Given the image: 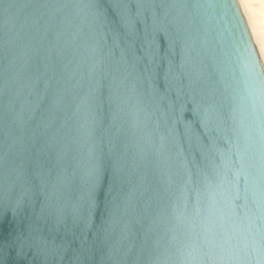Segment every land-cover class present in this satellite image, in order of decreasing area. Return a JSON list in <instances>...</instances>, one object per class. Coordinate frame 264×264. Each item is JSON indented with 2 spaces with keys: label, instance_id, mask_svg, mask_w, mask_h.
I'll use <instances>...</instances> for the list:
<instances>
[{
  "label": "water",
  "instance_id": "1",
  "mask_svg": "<svg viewBox=\"0 0 264 264\" xmlns=\"http://www.w3.org/2000/svg\"><path fill=\"white\" fill-rule=\"evenodd\" d=\"M0 264H264L237 0H0Z\"/></svg>",
  "mask_w": 264,
  "mask_h": 264
},
{
  "label": "bare ground",
  "instance_id": "2",
  "mask_svg": "<svg viewBox=\"0 0 264 264\" xmlns=\"http://www.w3.org/2000/svg\"><path fill=\"white\" fill-rule=\"evenodd\" d=\"M237 1L248 25V29L256 47L257 53L264 67V0H258L257 3L259 8L253 6V0Z\"/></svg>",
  "mask_w": 264,
  "mask_h": 264
},
{
  "label": "rangeland",
  "instance_id": "3",
  "mask_svg": "<svg viewBox=\"0 0 264 264\" xmlns=\"http://www.w3.org/2000/svg\"><path fill=\"white\" fill-rule=\"evenodd\" d=\"M254 1H255V2H254ZM257 2H258V0H253V1H252V4H253L254 7H256V8L258 7V8H259V5H258ZM254 3H255V4H254Z\"/></svg>",
  "mask_w": 264,
  "mask_h": 264
}]
</instances>
